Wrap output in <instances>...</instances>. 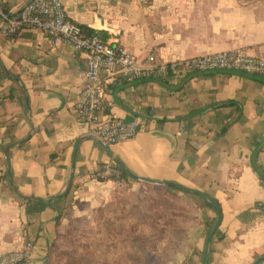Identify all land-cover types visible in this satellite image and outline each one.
<instances>
[{
    "label": "crops",
    "instance_id": "0c3cea01",
    "mask_svg": "<svg viewBox=\"0 0 264 264\" xmlns=\"http://www.w3.org/2000/svg\"><path fill=\"white\" fill-rule=\"evenodd\" d=\"M30 0H0L9 13ZM67 16L140 61L243 48L264 56V0H62ZM85 55L42 30L0 29V253L33 242L22 264H42L60 207L73 192L108 195L113 180L92 178L113 161L126 181L175 182L220 205L199 204L169 264H252L264 255V77L234 71L186 72L166 80L100 74L102 115L135 119L137 134L102 145L76 103ZM132 176H136L133 179ZM212 224V226H213ZM216 229V230H217ZM258 264H264V260Z\"/></svg>",
    "mask_w": 264,
    "mask_h": 264
},
{
    "label": "rangeland",
    "instance_id": "374dc122",
    "mask_svg": "<svg viewBox=\"0 0 264 264\" xmlns=\"http://www.w3.org/2000/svg\"><path fill=\"white\" fill-rule=\"evenodd\" d=\"M165 187L136 180L114 185L108 195L73 192L57 212L42 264H169L185 229L202 222L204 201Z\"/></svg>",
    "mask_w": 264,
    "mask_h": 264
},
{
    "label": "built area",
    "instance_id": "2783aa9c",
    "mask_svg": "<svg viewBox=\"0 0 264 264\" xmlns=\"http://www.w3.org/2000/svg\"><path fill=\"white\" fill-rule=\"evenodd\" d=\"M0 29L15 36L24 29L42 30L52 41H65L85 55L82 69L84 84L76 103L79 118L88 125V133L102 145H112L133 138L138 122L102 115L103 92L100 74L111 68L127 80L154 77L166 80L186 72L226 70L264 77V56L247 53L243 48L194 55L184 59L161 61L150 52L140 62L125 46L111 44L97 32L71 20L62 0H30L18 12L9 13L0 4ZM97 181L113 180L120 185V170L113 161L104 162L93 172ZM33 242L27 241L19 249L0 253V264H22L30 258Z\"/></svg>",
    "mask_w": 264,
    "mask_h": 264
},
{
    "label": "trees",
    "instance_id": "16d2710c",
    "mask_svg": "<svg viewBox=\"0 0 264 264\" xmlns=\"http://www.w3.org/2000/svg\"><path fill=\"white\" fill-rule=\"evenodd\" d=\"M87 31L90 32V33L94 32V31L88 30V29H87ZM238 73L244 74V73H241V72H238ZM244 75H248V74H244ZM252 167H253V170L259 174L260 178L264 182V172H262L261 168L255 163V160L254 159L252 161ZM118 168L120 170V179L123 180V181H126L127 176H130L131 174L126 169H124L122 166H118ZM6 177H7V173L5 171V173L2 175V178H6ZM132 177H133V179H136L137 178L136 176H132ZM165 188L169 189L170 187H165ZM178 190H181V191H184V192L187 191L186 189H184V186H180L178 188ZM192 192L197 193V191H193V190H192ZM203 201L205 202V204H207L209 207L213 208L215 211L216 210H219L220 211V205H219V203L216 202L213 198H210L209 197V201H207L205 199H203ZM211 202H213L215 204V207L212 206V203ZM57 223H58V218L56 217L55 218V225H57ZM212 224H213V221L210 224H208V231H210V229L212 227ZM217 231H218V229L216 230V232Z\"/></svg>",
    "mask_w": 264,
    "mask_h": 264
},
{
    "label": "water",
    "instance_id": "95a60500",
    "mask_svg": "<svg viewBox=\"0 0 264 264\" xmlns=\"http://www.w3.org/2000/svg\"><path fill=\"white\" fill-rule=\"evenodd\" d=\"M151 182H155V181H151ZM155 183H159V184H162V185H164L166 187H170V188H179L180 187V185L176 184L175 182H171V181H164V182L160 181V182H155ZM184 189H186L187 191H191L192 192V190H190L189 188H185L184 187ZM196 194L198 196L202 197L203 199L209 201V197L206 194H204L202 192H197ZM211 203H212V206L215 207V204L213 202H211ZM216 214H217L216 220H215L213 226L211 227V229H210V231L208 233L206 242H205L204 251H203V257H205V255L207 253L208 239H209L210 236H212L215 233V231H216V229H217V227H218V225L220 223V220H221V212L219 210H216ZM262 260H264V255L256 258L252 262V264H258Z\"/></svg>",
    "mask_w": 264,
    "mask_h": 264
}]
</instances>
